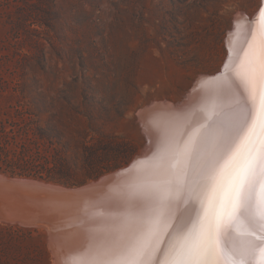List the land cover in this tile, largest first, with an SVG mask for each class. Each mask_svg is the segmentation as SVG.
Returning a JSON list of instances; mask_svg holds the SVG:
<instances>
[{
  "label": "rangeland",
  "instance_id": "1",
  "mask_svg": "<svg viewBox=\"0 0 264 264\" xmlns=\"http://www.w3.org/2000/svg\"><path fill=\"white\" fill-rule=\"evenodd\" d=\"M258 1L0 0V144L67 161L56 180L0 176L74 188L126 166L149 111L221 69L234 17ZM20 223L0 218V264H56L50 227Z\"/></svg>",
  "mask_w": 264,
  "mask_h": 264
},
{
  "label": "bare ground",
  "instance_id": "2",
  "mask_svg": "<svg viewBox=\"0 0 264 264\" xmlns=\"http://www.w3.org/2000/svg\"><path fill=\"white\" fill-rule=\"evenodd\" d=\"M258 2L253 14L234 17L218 72L199 75L179 106L159 102L139 120L145 149L90 201L76 221L80 236L55 246L43 224L20 223L48 230L56 264H264Z\"/></svg>",
  "mask_w": 264,
  "mask_h": 264
},
{
  "label": "water",
  "instance_id": "3",
  "mask_svg": "<svg viewBox=\"0 0 264 264\" xmlns=\"http://www.w3.org/2000/svg\"><path fill=\"white\" fill-rule=\"evenodd\" d=\"M116 171L74 188L0 176V216L25 224L46 225L50 227L52 244L60 246L65 237L80 236L76 221L86 213L93 198L119 179Z\"/></svg>",
  "mask_w": 264,
  "mask_h": 264
},
{
  "label": "trees",
  "instance_id": "4",
  "mask_svg": "<svg viewBox=\"0 0 264 264\" xmlns=\"http://www.w3.org/2000/svg\"><path fill=\"white\" fill-rule=\"evenodd\" d=\"M39 138H43V128L37 127ZM14 140V137H12ZM54 142L49 140L51 147ZM59 143V142H58ZM67 161L58 150L51 155L40 145L26 142H8L0 144V172L9 176H34L45 180H56V173L64 171ZM95 173L89 178L98 177ZM89 175V174H88Z\"/></svg>",
  "mask_w": 264,
  "mask_h": 264
}]
</instances>
